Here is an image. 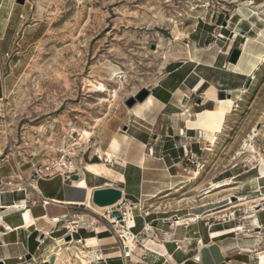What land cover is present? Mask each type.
Masks as SVG:
<instances>
[{
    "label": "rangeland",
    "instance_id": "1",
    "mask_svg": "<svg viewBox=\"0 0 264 264\" xmlns=\"http://www.w3.org/2000/svg\"><path fill=\"white\" fill-rule=\"evenodd\" d=\"M24 3L35 42L18 48L4 71L9 91L0 101V194L30 193L36 181L64 178L58 165L68 153L77 174L82 160L106 164L105 152L119 148L115 138L109 149L108 129L126 135L124 123L132 119L146 128L135 125L132 134L146 133L153 162H161L170 141L184 156L174 162L200 166L197 196L215 180L210 201L198 204L215 224V245L200 252L203 264H264L257 256L264 255V0ZM99 85L104 92L95 91ZM210 87L231 103L209 100ZM141 89L151 98L128 109L125 101ZM160 95L179 107L169 119L159 111ZM201 132L214 133L212 145ZM97 148L102 156L94 154ZM7 164L27 188L8 179ZM71 177L66 181L75 182ZM76 252L71 246L61 254L73 262Z\"/></svg>",
    "mask_w": 264,
    "mask_h": 264
},
{
    "label": "crops",
    "instance_id": "2",
    "mask_svg": "<svg viewBox=\"0 0 264 264\" xmlns=\"http://www.w3.org/2000/svg\"><path fill=\"white\" fill-rule=\"evenodd\" d=\"M16 1L0 0V101L9 91L4 79L9 62L17 59L20 54L18 48L35 42L34 31L25 25L29 16L28 7ZM208 91L217 92L213 87L205 93ZM164 95H160L165 103H159V111L165 119H169L179 107L174 106ZM215 96L217 98V94ZM207 98L216 103L213 96ZM140 120L144 122L145 119ZM192 122H196V119ZM124 124L128 127L126 135L120 136L108 129V147L111 149L115 145L116 138L118 150L112 153L105 150L110 158L104 159L106 164L97 160H82L83 167L79 174L76 173L78 180L75 182L54 177L36 181L32 185L34 192L27 193L22 189L13 192L11 189L0 194V263L49 264L50 257L54 256L53 264H79L75 258L73 262L67 261L69 256L64 253L58 259L50 250L55 241L63 244L66 237L64 231L52 232L54 224L50 219L67 216L70 221L78 220L80 228L61 250H68L71 246L77 252L82 250L87 254V264L94 260L99 261L93 264H203L200 252L215 245V224H211L210 212L198 210V204L210 201L215 180L209 178L202 185L207 190L197 196L201 185L195 181L200 166L195 170L193 166L190 169L187 164L174 162L182 156V150L176 146L170 148V141H166L168 153L161 162H153L146 154L149 145L144 136L146 133L141 131V134H132L135 125L144 130L146 128L132 119ZM212 134L201 132L200 137L212 145ZM101 152L97 148L94 154L99 155ZM7 166L8 173L12 175L8 179L16 182L18 187L27 188L29 185L26 186L22 181L24 177L16 175V168L14 170L10 164ZM51 185H57L58 189L52 191L49 189ZM106 187L120 190L125 198L142 209L141 212L137 209L132 211L135 224L132 233L136 236V242L129 258H123L116 234L102 218L105 211L95 213L94 208L98 207L91 202L92 192ZM185 194L190 196L185 198ZM173 218L179 220V226H168ZM199 218L207 219V225L196 223ZM192 219L195 221H190Z\"/></svg>",
    "mask_w": 264,
    "mask_h": 264
},
{
    "label": "built area",
    "instance_id": "3",
    "mask_svg": "<svg viewBox=\"0 0 264 264\" xmlns=\"http://www.w3.org/2000/svg\"><path fill=\"white\" fill-rule=\"evenodd\" d=\"M70 156L71 154L68 153L66 156L62 157L58 165L62 171V174L65 175L63 178L64 180L70 179L71 176L76 175V169H74L70 162ZM36 177L37 179L41 178L38 173H36ZM135 209H137L139 212L142 210L141 208L136 207L131 200L125 198L122 195L120 201H118L117 204L109 207V209H107L102 215V218L112 227V230L117 236L123 258L130 257V254L134 249L133 244L136 242V236L132 233L134 225L131 227L129 224V221L133 220L132 211ZM114 212H117L119 215L117 217H112L111 215ZM51 223L54 224V230L52 232L64 231V235H69L71 240L72 235L76 234L80 228L78 220L70 221L67 216L53 217L51 218ZM98 253L99 252H97V254ZM96 261L99 260L89 261L88 264H93Z\"/></svg>",
    "mask_w": 264,
    "mask_h": 264
},
{
    "label": "water",
    "instance_id": "4",
    "mask_svg": "<svg viewBox=\"0 0 264 264\" xmlns=\"http://www.w3.org/2000/svg\"><path fill=\"white\" fill-rule=\"evenodd\" d=\"M16 3L23 4L24 0H17ZM238 54L236 53L233 59H231V64H236L237 62ZM249 83L246 85V88H248ZM149 91L146 89H141L134 97L129 98L127 101H125V106L128 109H131L133 106H135L137 103H143L149 96ZM230 95H228L229 97ZM217 98L219 100L223 99V94L219 93L217 94ZM197 104H200V101L197 100ZM72 180H77L76 176L71 177ZM122 197V192L116 188L112 187H106L102 189H97L92 192L91 196V202L94 206L98 208H106L111 207L115 204H117L118 201H120ZM119 214L117 212H114L111 216L117 217ZM65 242L71 241L70 236H66L64 238ZM29 258V255L28 257ZM54 262V256L50 257L49 264H53ZM2 264V263H0Z\"/></svg>",
    "mask_w": 264,
    "mask_h": 264
},
{
    "label": "bare ground",
    "instance_id": "5",
    "mask_svg": "<svg viewBox=\"0 0 264 264\" xmlns=\"http://www.w3.org/2000/svg\"><path fill=\"white\" fill-rule=\"evenodd\" d=\"M155 54H157V53H155ZM263 59V58H262ZM261 59V60H262ZM231 65V64H230ZM233 66V65H232ZM95 91H98V92H104L105 91V87L103 86V85H99V87H95ZM241 91V90H240ZM244 92V91H243ZM216 94H215V92L214 91H208L207 93H205V96H207V97H211V96H213L214 97V99L216 100V103L217 104H219V105H224V104H226V103H231V100H225V101H220V100H218V98H216V96H215ZM240 97V96H239ZM147 100V99H146ZM145 100V101H146ZM239 100V98H237V100L236 101H238ZM144 101V102H145ZM143 102V103H144ZM138 104H142V103H138ZM225 107V106H224ZM229 107V106H228ZM127 111V110H126ZM129 114H130V111H129ZM82 134H83V132H82ZM88 134V133H87ZM85 132H84V134L83 135H87ZM88 138V137H87ZM86 138V139H87ZM244 147L245 148H247L248 147V144L247 143H245V145H244ZM98 152V151H97ZM99 153V152H98ZM100 154H103V152H101ZM109 160V159H108ZM216 185V184H215ZM220 187V184H219V186H218V184L215 186V189H217V188H219ZM262 196H264V195H262ZM241 201V200H240ZM262 201V200H261ZM35 204V203H34ZM95 209V213H100V212H102V211H106L107 209H109V207H106V208H94ZM254 210V209H253ZM96 211H98V212H96ZM255 211V210H254ZM190 221H195V219H192V220H190ZM50 222H51V219H50ZM129 224L131 225V227H133V225H135L134 224V219L133 220H130L129 221ZM178 226L180 225V223L179 222H177L176 223ZM63 245H66V243H61L60 241H55V243L54 244H52L51 245V247H50V250H51V253H52V255H56L57 256V258L59 259L60 257H62V254H61V252H62V250H61V247L63 246ZM58 247V248H57ZM77 251V250H76ZM82 252V251H81ZM44 253V252H43ZM86 254H83V253H81V254H79V252H76L75 254H74V257H75V259L79 262V264H87V256H85ZM258 257H259V259H261L262 261L264 260V257H263V255H261V254H258L257 255ZM86 260V261H85Z\"/></svg>",
    "mask_w": 264,
    "mask_h": 264
}]
</instances>
